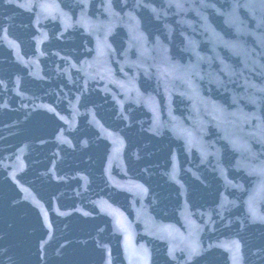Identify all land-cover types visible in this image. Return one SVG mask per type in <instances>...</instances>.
Segmentation results:
<instances>
[{
	"label": "water",
	"instance_id": "obj_1",
	"mask_svg": "<svg viewBox=\"0 0 264 264\" xmlns=\"http://www.w3.org/2000/svg\"><path fill=\"white\" fill-rule=\"evenodd\" d=\"M0 264H264V0H0Z\"/></svg>",
	"mask_w": 264,
	"mask_h": 264
}]
</instances>
